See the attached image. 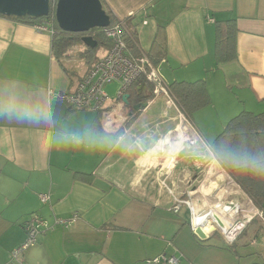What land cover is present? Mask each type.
Returning <instances> with one entry per match:
<instances>
[{
  "label": "crops",
  "instance_id": "crops-1",
  "mask_svg": "<svg viewBox=\"0 0 264 264\" xmlns=\"http://www.w3.org/2000/svg\"><path fill=\"white\" fill-rule=\"evenodd\" d=\"M103 2L115 19L127 20L144 52L158 43L157 70L167 86L203 80L212 106L216 101L235 114L264 113V0ZM228 21L237 28V57L217 65L216 26ZM90 68L84 60H58L51 34L0 15V103L22 101L52 113L51 120L40 123L0 116V264H148L163 254L177 257L180 264H264V234L243 239L258 219L264 232V215L247 196L240 197V188L217 160L199 165L195 177L207 172L198 189H191L188 172L184 179H174L178 162L192 147V130L165 95L135 112L117 95L100 112L72 109L49 98V90L73 92ZM156 105L160 115L150 120ZM174 108L178 114L167 117ZM169 123L175 126L162 132ZM121 133L139 138L135 151L111 147V138ZM221 177L224 183L218 185ZM165 180L172 182L170 197L159 187ZM231 185L238 191L228 192ZM42 194L50 196L49 204L41 202ZM225 194L232 206L223 200ZM177 202L187 205L184 217H178L182 209L174 211ZM249 205L255 211L248 212ZM218 206L243 208L245 217L223 229L235 240L199 242L192 219L210 238ZM33 214L51 224L76 214L78 220L42 234L36 246L15 260L12 252L26 241L24 227ZM216 215L226 225L234 218Z\"/></svg>",
  "mask_w": 264,
  "mask_h": 264
},
{
  "label": "trees",
  "instance_id": "trees-1",
  "mask_svg": "<svg viewBox=\"0 0 264 264\" xmlns=\"http://www.w3.org/2000/svg\"><path fill=\"white\" fill-rule=\"evenodd\" d=\"M101 2L104 10L111 17V24H113L116 20L115 17L109 10H107L103 0H101ZM12 18L32 26L51 25L53 29L52 49L54 56L58 60L75 59L74 55L71 54V51L76 46L82 45L85 49L84 51L79 52L76 59L87 61V64L92 67L99 60V50L106 52L111 47V42L104 36L102 29H94L84 35L71 34L62 31L56 21L55 7L53 3H51V12L48 17L36 19L30 17ZM236 31L237 28L234 21L217 23L215 52L217 65L227 64L236 59ZM87 35L93 37L97 42V47L95 49L89 48L83 44L82 38ZM156 44L158 43L155 41L151 52L148 53V57L153 66L157 68L159 58L154 55L155 48H157L155 46ZM137 47L138 46H136L135 43H129V48L135 55L139 54ZM138 86L139 83L133 84L127 92L129 98L127 103L124 104L130 112H135V106L143 105L155 98L153 94L154 87L152 85H148L147 91L144 94L138 90ZM168 89L176 107L179 108L187 119L191 117L193 112L211 104L207 85L203 80L196 82H174L168 86ZM223 146L230 147L242 153H249L258 156L261 160H264V113L254 114L245 111L233 117L209 147L219 148ZM220 166L225 170L233 182L240 187L242 192L252 201L255 207L264 215V175L257 176L246 174L228 169L221 164ZM193 236L202 243L212 240L213 238H222V235L218 230L215 231L206 241H201L194 232ZM231 246L232 245H229L227 248L230 249Z\"/></svg>",
  "mask_w": 264,
  "mask_h": 264
},
{
  "label": "built area",
  "instance_id": "built-area-1",
  "mask_svg": "<svg viewBox=\"0 0 264 264\" xmlns=\"http://www.w3.org/2000/svg\"><path fill=\"white\" fill-rule=\"evenodd\" d=\"M57 2L58 0H51L54 7H56ZM144 24L146 25L147 22L145 21ZM34 27L40 32L53 35V29L49 24L35 25ZM102 32L111 42L110 49L99 57V60L90 68L88 74L82 78L73 92L49 90V98L60 100L71 108L101 111L109 100V96L105 91L108 84L113 82L120 83L121 89L117 94V98L118 100H123L129 88L133 84L139 83L138 90L143 94L147 91L148 85H152L154 87V97L165 95L169 100V104L171 106L175 105L170 96L168 86L159 75L157 68L153 66L148 54L140 48L136 39L130 34L127 20L117 18L109 27L102 29ZM130 42L138 46L139 54L135 55L130 50ZM40 200L43 204H49L50 196L42 194L40 195ZM181 207V202H179L175 206V213H178ZM77 220L78 215L76 214L73 218L67 220L55 219L54 223L51 224L39 214H33L24 227L26 241L12 252V258L18 259L24 251L36 246L42 234L53 231L58 226L68 228L74 225ZM230 233V231H224L225 238L232 244L235 237L231 236ZM162 263L180 264V260L175 256L163 254L148 261V264Z\"/></svg>",
  "mask_w": 264,
  "mask_h": 264
},
{
  "label": "rangeland",
  "instance_id": "rangeland-1",
  "mask_svg": "<svg viewBox=\"0 0 264 264\" xmlns=\"http://www.w3.org/2000/svg\"><path fill=\"white\" fill-rule=\"evenodd\" d=\"M143 38H146L145 36ZM144 48L146 50L149 49V45L148 43H144ZM84 46L82 45H78L76 46L72 51L71 54L74 55L75 59L78 56L79 52L84 51ZM104 52L101 50H99L98 52V56H101ZM76 60H81V59H76ZM85 64H87V61H84ZM88 65V64H87ZM121 89V85L118 82H113L107 85L105 91L107 92L108 96L110 99H113L120 91ZM216 99V98H215ZM221 100L219 99V102ZM159 107H157V105L155 107H153L150 111V113L148 114L150 117V120H154L156 119L155 117L159 116L160 114L158 113L159 111ZM232 111V112H231ZM177 111L176 109H171V110H167V117L169 116H175L177 115ZM232 115V116H231ZM239 115V112L235 114L234 110H230L228 112V109H225V107L220 106L217 104V102L215 101V105L212 106V103L198 111H195L191 114V117L188 118V120L190 121L191 124L190 128H191V133H192V139H191V144L189 145H196L198 147L201 146H205L202 142L204 141L207 144H211L216 138L217 136L223 131L224 127L227 125V123L232 119L229 118L230 117H235ZM228 117V118H227ZM226 119V120H225ZM148 125H153V122L148 121ZM175 126V123H169L168 125L165 124L162 126V132H166L168 131L171 127ZM196 129L198 135L201 137V139L197 136L194 128ZM197 136V137H196ZM199 138V139H198ZM208 146V145H207ZM190 149V150H189ZM185 154L182 155L181 160L178 162V166H176V170L174 172V179H178L182 180L184 179V176H186V172L190 173L192 175V181L194 182V184L192 185L191 189H198L199 185L202 183L204 176L206 175L207 171H203V169L201 171L202 175H197V177H195L196 174H198V167L199 165H207L210 164L212 162L213 159L211 158H203L201 156H199L192 147H190ZM191 153V157L189 158L188 154ZM204 162V163H202ZM210 165H208L207 170L209 168ZM220 170V167H217ZM154 174L157 176V173L154 172ZM227 174V173H226ZM161 175V174H160ZM228 175V174H227ZM165 174H163L162 176H160L161 180L165 179ZM225 178L221 177L218 179L217 184L221 185L224 183ZM166 183L165 184H159L161 191L163 192V194L165 196H172L171 190L173 189L172 182L165 180ZM229 182V181H228ZM228 182H226L225 184L228 185ZM230 183V182H229ZM224 185V186H226ZM228 187V186H227ZM239 187V186H238ZM240 188V187H239ZM182 189L187 190V185L182 187ZM212 191V189H211ZM232 191H238L236 189V187L234 188L233 185L230 186V188L228 187V192H232ZM227 192V193H228ZM240 197H242L243 199H246V195L242 192V190L240 189ZM230 197H228L227 194H225V196L223 197V200H225V202H227L228 204L230 203ZM179 204V202L176 203V205ZM181 214L178 217H184L185 214H187L188 212V208L187 205L183 204V202H181ZM250 206V205H249ZM172 209V208H171ZM241 210H243V208L240 207ZM255 207L252 205L249 207V211L248 212H252L255 211ZM242 212V217L244 218L245 216V212ZM247 215L251 216L253 215V213H247ZM177 216V215H176ZM259 221L254 222L249 229L246 231V234L243 236V239L247 238V237H254V234L257 235L256 233L262 234L260 237L263 236L264 232H263V228L261 225V220L258 219ZM219 232H221L222 237L225 238L224 233L222 232L221 229H217ZM261 232V233H260ZM214 232H212L213 234ZM211 242H218L217 239L213 238L211 240ZM210 243V241H209Z\"/></svg>",
  "mask_w": 264,
  "mask_h": 264
},
{
  "label": "water",
  "instance_id": "water-1",
  "mask_svg": "<svg viewBox=\"0 0 264 264\" xmlns=\"http://www.w3.org/2000/svg\"><path fill=\"white\" fill-rule=\"evenodd\" d=\"M50 12L51 0H0V15L5 17L36 19L48 17ZM55 17L59 28L71 34L84 35L94 29H105L111 25V17L104 10L101 0H58ZM82 42L89 48L97 47V42L91 36H83ZM128 98L129 95H125L123 102L127 103ZM141 106L146 107L147 103L135 106V110H139ZM216 218L218 223L213 222L212 232L225 228L221 220ZM191 226L194 234L201 241L209 239V234H206L202 227L194 225V219L191 221Z\"/></svg>",
  "mask_w": 264,
  "mask_h": 264
},
{
  "label": "clouds",
  "instance_id": "clouds-1",
  "mask_svg": "<svg viewBox=\"0 0 264 264\" xmlns=\"http://www.w3.org/2000/svg\"><path fill=\"white\" fill-rule=\"evenodd\" d=\"M0 116L32 123L47 122L52 119V113L46 108L25 104L22 101L0 103ZM139 143V138H132L126 133L112 137L110 141L112 148H119L126 154L135 151ZM192 148L199 156L215 159L228 169L251 175H264V160L258 156L242 153L226 146L212 148L207 145L202 147L192 145Z\"/></svg>",
  "mask_w": 264,
  "mask_h": 264
},
{
  "label": "bare ground",
  "instance_id": "bare-ground-1",
  "mask_svg": "<svg viewBox=\"0 0 264 264\" xmlns=\"http://www.w3.org/2000/svg\"><path fill=\"white\" fill-rule=\"evenodd\" d=\"M235 207V206H234ZM235 208H229V207H226V206H224L223 208L222 207H220V206H218V208H217V210H215V213L213 214V216L216 218V217H218L216 214H218L219 212H222V213H224V214H233L234 215V218H229V220L226 222L228 225H226V224H224V227L225 228H227L228 226H233L234 225V223L237 221V219H239V217L241 216V209L238 207L236 210H238L237 212H236V210H234ZM220 210H222V211H220ZM240 212V213H239ZM239 213V214H238ZM225 216V215H224ZM231 217V216H230ZM219 218V220H221V218L220 217H218ZM217 219V218H216ZM226 219V218H225ZM224 219V220H225ZM223 220H221V222H222ZM225 222V221H224Z\"/></svg>",
  "mask_w": 264,
  "mask_h": 264
}]
</instances>
